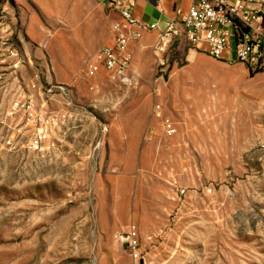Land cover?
Returning <instances> with one entry per match:
<instances>
[{
    "label": "rangeland",
    "instance_id": "obj_1",
    "mask_svg": "<svg viewBox=\"0 0 264 264\" xmlns=\"http://www.w3.org/2000/svg\"><path fill=\"white\" fill-rule=\"evenodd\" d=\"M19 6L0 0V102L33 94L65 121L42 152L24 122L0 130V264H137L128 234L144 264H264V82L227 96L245 65L183 41L162 66L156 38L136 42L126 77L88 78L95 54L49 44L54 1Z\"/></svg>",
    "mask_w": 264,
    "mask_h": 264
},
{
    "label": "built area",
    "instance_id": "obj_2",
    "mask_svg": "<svg viewBox=\"0 0 264 264\" xmlns=\"http://www.w3.org/2000/svg\"><path fill=\"white\" fill-rule=\"evenodd\" d=\"M249 1L196 0L187 13L177 10L178 19H168L161 26L158 23L145 25L135 18L136 0H106L113 42L88 61L85 74L88 78H95L105 69L117 77H126L133 60L130 44L141 41L144 34L150 31L158 32L152 50L162 66L166 65L168 59L165 56L175 44L184 41L192 49L204 51L215 59L240 62L251 72L262 70L264 14L260 8L250 9ZM8 56L13 60L15 71L26 63L15 48L9 50ZM162 111V106L158 104L155 114L159 115ZM19 116H22L26 126L35 128L29 142V149L33 152L44 151L52 130L65 121L64 114L44 109L30 94L13 101L6 109L0 106V130ZM4 144L11 150L18 147L12 136ZM125 241L127 247L133 250L137 264H144L137 252L139 241L130 234L126 235Z\"/></svg>",
    "mask_w": 264,
    "mask_h": 264
},
{
    "label": "crops",
    "instance_id": "obj_3",
    "mask_svg": "<svg viewBox=\"0 0 264 264\" xmlns=\"http://www.w3.org/2000/svg\"><path fill=\"white\" fill-rule=\"evenodd\" d=\"M18 5L23 6L25 0H15ZM55 6V13L53 20L56 22L55 27L57 30L52 35L50 46L55 51L59 48L64 49L66 53H73L75 50L77 53H82L85 59L89 55L98 53L103 47L104 37L106 32L107 22L109 25L110 38L113 42V34L111 30V16L107 11L106 0H53ZM196 0H136V7L134 10L135 18L145 24L152 25L155 23L164 26V22L168 19H178L177 10H182L187 13L189 9L195 4ZM232 3L235 0H230ZM19 6V7H20ZM250 9L260 8L264 14V0H250L248 4ZM62 25H65L64 27ZM55 28V29H56ZM157 31H150L144 34L141 41L145 43L151 42L154 38H157ZM102 38V39H101ZM86 41V42H85ZM103 41V42H101ZM112 44V43H111ZM109 44V45H111ZM103 46V47H102ZM108 46V45H106ZM140 47V46H139ZM136 42L130 44V49H139ZM81 48V51L79 50ZM263 49H264V37H263ZM231 56V54H229ZM52 69L58 68L59 63L51 62ZM264 64V57H263ZM244 65V64H243ZM250 70L248 69V72ZM16 73L21 72L19 70ZM23 73V72H22ZM250 77H242L237 79H231L226 83L224 89L225 94L238 95L242 93L243 97L250 93V83L256 84L257 82H264V69L257 71L256 73L249 72ZM19 84L26 86L29 84L27 79L23 76L17 77ZM53 81V80H51ZM259 91V89H258ZM261 93H264V86L261 88ZM33 95V94H32ZM35 96L37 102L38 97ZM23 96L10 101L8 104L0 102L2 109H6L11 103ZM242 97V98H243ZM241 100V99H240ZM250 100V99H249ZM249 100L247 99L246 101ZM39 103V102H38ZM40 104V103H39ZM41 105V104H40ZM23 123L22 116L9 121V128L14 127V135L19 131Z\"/></svg>",
    "mask_w": 264,
    "mask_h": 264
},
{
    "label": "bare ground",
    "instance_id": "obj_4",
    "mask_svg": "<svg viewBox=\"0 0 264 264\" xmlns=\"http://www.w3.org/2000/svg\"><path fill=\"white\" fill-rule=\"evenodd\" d=\"M194 57H195V53H192L191 58H194Z\"/></svg>",
    "mask_w": 264,
    "mask_h": 264
},
{
    "label": "trees",
    "instance_id": "obj_5",
    "mask_svg": "<svg viewBox=\"0 0 264 264\" xmlns=\"http://www.w3.org/2000/svg\"><path fill=\"white\" fill-rule=\"evenodd\" d=\"M12 3L14 4V0H12ZM251 73H253V72H251Z\"/></svg>",
    "mask_w": 264,
    "mask_h": 264
},
{
    "label": "water",
    "instance_id": "obj_6",
    "mask_svg": "<svg viewBox=\"0 0 264 264\" xmlns=\"http://www.w3.org/2000/svg\"><path fill=\"white\" fill-rule=\"evenodd\" d=\"M125 239H126V236H125Z\"/></svg>",
    "mask_w": 264,
    "mask_h": 264
}]
</instances>
